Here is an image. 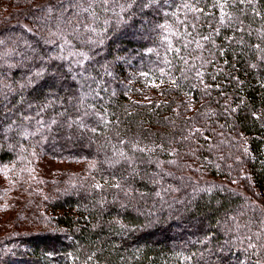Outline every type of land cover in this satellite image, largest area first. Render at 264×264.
<instances>
[{
	"label": "trees",
	"instance_id": "16d2710c",
	"mask_svg": "<svg viewBox=\"0 0 264 264\" xmlns=\"http://www.w3.org/2000/svg\"><path fill=\"white\" fill-rule=\"evenodd\" d=\"M20 1L0 16V54L12 53L0 60V166L25 172L49 158L74 168L52 175L50 195L39 190L40 211L0 217V264H264V0L230 3L233 23L223 27L214 0H199L193 36L212 38L184 52L193 69L179 60L157 65L147 53L160 43L157 24L192 31L176 24L185 19L182 0H169L170 9L136 0L119 16L97 9L102 43L73 40L91 49L96 83L73 79L67 61L50 59L62 43L51 35L59 0ZM128 2L112 7L120 12ZM81 83L95 90L85 101L94 108L78 110ZM40 120L43 132L27 135ZM137 141L153 151L132 152ZM118 150L136 164L110 166ZM33 214L40 230L22 232L17 223Z\"/></svg>",
	"mask_w": 264,
	"mask_h": 264
},
{
	"label": "snow or ice",
	"instance_id": "6c2138e0",
	"mask_svg": "<svg viewBox=\"0 0 264 264\" xmlns=\"http://www.w3.org/2000/svg\"><path fill=\"white\" fill-rule=\"evenodd\" d=\"M136 0H129L127 5L120 4V12H116L115 8L112 7L113 4L118 3V0H59L60 4V13L56 21L57 30L51 32L52 36L56 37L57 41H62L59 44V55L50 57V59L67 61V71L70 72L73 76V79L81 78L83 82L91 81L92 83H96V78L91 76L88 71L87 64L94 57L91 54V49L83 50L78 49L76 44L73 43V40H79L82 44L89 46H96L102 43V39H98L100 37V32L98 31V22H99V13L97 9L103 11L105 13L112 12L113 15L119 16L120 13L126 12L132 4H134ZM237 0H214L213 6L218 7L220 10L219 17V25L221 27L226 24L233 23V17L226 11L227 7L230 3H236ZM241 4L250 3L251 0H238ZM199 3V0H182V3L178 6V10H184L183 14L185 15V19H179L177 16L176 24L178 25H191L192 31H188L187 28L183 32L180 31L175 24L172 23H160L154 27V31L158 32L159 36V45L158 47H150L147 49V53H155L157 55V65H165L172 66L173 60L182 61L183 64L188 69L195 68L194 63H191L187 56L184 55V52H188L189 55L191 51L194 49H190L189 46L193 43L196 45L197 49L204 48L205 45L202 41H208L212 38V33L207 36H202L200 39H196L193 36V32H196V23L200 20L199 16L195 14L197 12H203V9H200L196 6ZM152 4L167 6L169 9L172 8V5L169 4V0H163V4H161V0H145V3L142 5L144 7H148ZM48 12L51 14L53 9L51 7L48 8ZM187 13L193 14V20H187ZM164 16L167 18L169 16L177 15V12L173 11H164ZM107 23V21H105ZM63 26V27H62ZM219 33V28L216 29V34ZM186 37H192V39H187L186 42L181 43L186 39ZM4 41L0 40V45H3ZM259 47V45H257ZM161 50H163V56H161ZM20 55L19 53H17ZM3 55H12L11 52L0 54V60L3 59ZM43 59V57H41ZM75 69H79V71H75ZM159 71L161 75H168V72H165L164 67H160ZM104 74L111 75V72L104 66ZM197 76H200L201 73L197 71ZM35 76L41 77L43 75V70L34 73ZM141 75L148 76L149 73L142 72ZM29 83H31V78H29ZM85 83H81L80 85V95L78 97V110L80 108H94V105H86L85 101L88 100L90 96H92L95 91L91 84H87V91H85ZM173 85L176 84L175 79L172 81ZM25 87V85H21V88ZM96 96H99V92L97 91ZM48 105H45L47 107ZM43 111V108L41 109ZM90 113L85 110L84 115L87 116ZM92 115H98L96 112H92ZM40 115V112L37 113V116ZM63 115V113L61 114ZM31 119V118H29ZM100 119L103 120L104 117L100 116ZM39 127L35 132L27 133V135H37L43 132L46 127L44 121H37ZM52 123H56L55 120ZM72 123H77L76 121H72ZM81 127H84L83 119L79 121ZM91 131H96L95 128H92ZM120 143H127L126 141L121 140ZM132 152H142V153H150L153 149L141 147L139 141L133 143L131 145ZM114 155L118 156L119 159H116L110 166H114L120 164L121 162L127 163L129 167H132L136 164V157L129 156L125 151L118 150L114 153ZM150 159V158H149ZM174 163V162H173ZM94 166V165H93ZM114 187H120L119 184L113 185ZM95 187L100 188L101 185L97 184ZM158 196L159 192L156 193ZM237 229L241 227H246V225H236ZM262 231H264V222H262ZM253 235L259 239L261 233L256 232ZM249 241H251L252 237H247ZM249 248L254 249L256 245L253 243H249Z\"/></svg>",
	"mask_w": 264,
	"mask_h": 264
},
{
	"label": "rangeland",
	"instance_id": "374dc122",
	"mask_svg": "<svg viewBox=\"0 0 264 264\" xmlns=\"http://www.w3.org/2000/svg\"><path fill=\"white\" fill-rule=\"evenodd\" d=\"M15 1L16 0H0V16L7 13L8 10H13L16 4ZM21 1L36 4L48 0ZM8 35L9 34H6L3 37L8 39L10 37ZM91 164L92 163H89L88 166ZM73 168L74 166L51 160L49 158H43L39 161L34 160L29 166H25V172H23V169L14 165L0 166V217L4 218L16 213L17 215H24L26 210H28V212H36V206H39L38 209L40 211L43 207L39 205V202H41L39 199V190L44 188L47 190L48 195H50L49 190H51V188L48 190L47 182L54 177L52 175L59 171ZM41 195L44 196L42 198L43 201H46L48 196H45V193H42ZM34 217L33 214L28 221L17 223L23 228L21 229L23 230L22 232H32L37 229L40 230L36 223H34L36 221L32 220Z\"/></svg>",
	"mask_w": 264,
	"mask_h": 264
}]
</instances>
